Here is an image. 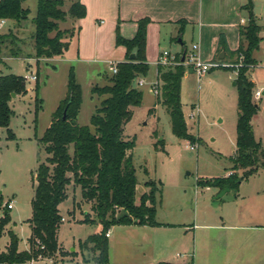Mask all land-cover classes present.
I'll return each mask as SVG.
<instances>
[{
  "label": "rangeland",
  "instance_id": "obj_1",
  "mask_svg": "<svg viewBox=\"0 0 264 264\" xmlns=\"http://www.w3.org/2000/svg\"><path fill=\"white\" fill-rule=\"evenodd\" d=\"M62 1L61 10L67 12L75 0ZM36 5L37 0H26L22 4L24 9L29 10V16L26 22L20 23V32L15 27L18 24L14 21L5 20L6 23L0 28V34L20 33L19 36L25 43L23 54L20 57L7 58L2 55L4 63L0 67L2 73L20 77H35L32 81L25 79L27 90L25 95L10 101L9 107L13 115L8 129L14 134L15 140L7 141L6 130L0 129L2 205L12 202L13 210L9 213L12 220L11 226L13 223L16 224V230L22 238L27 230L26 220L31 217L30 202L34 195V173L38 164L46 158L36 138L43 135L50 125L52 115L66 97L69 69L73 68L75 82L81 89V105L77 123L79 126L90 127V118L95 108L105 98V96L92 94L91 90L94 87L101 88L109 85V78L112 76L109 72V64L118 62L117 47H113L111 52L103 51L98 55L89 51L88 58L95 61L75 62L76 48L73 47V40L76 37L71 38L76 34V24L68 16L64 22H58L57 25L58 30L63 34L62 42L71 43L72 50L70 51L72 52L66 57H73V61L50 62L47 59H40L36 62L32 51V40L29 38L33 27L30 21L35 17ZM245 25H247V20ZM85 29L84 35L89 42L92 38L91 30L87 26ZM116 30L117 26L115 33ZM191 37L190 29L187 28L182 39L187 51L192 45ZM178 39L176 37L169 40V37H166L164 43L161 42V50L166 49L171 55L183 54L182 46L177 43ZM263 47L264 45H261L262 50L256 52L255 56L259 60L257 59L255 62L257 66L249 74L255 81L257 89L264 87ZM154 54L152 52L151 58H148L149 71L146 79L139 77L133 81L134 88L142 92V102L140 107L133 109V117L125 126L123 133L126 140L134 141V148L130 154L137 180L135 205L139 206L140 198L144 196V206L149 207L148 199L154 198L157 220L185 224L190 229L194 223L200 224L204 220L207 222L210 218L217 219L223 211L231 214L248 211L250 194L256 188L264 187L262 171L243 180L237 191L229 189V192L221 199H215L218 195V187H211L209 191L205 190L213 179L223 178L233 166L231 159L235 149L238 111L237 90L233 86L235 76L229 71L235 72L237 76L238 69L243 65L242 56L233 55L227 61H216L220 65L219 68L213 69L201 79H198L190 68H184L185 75L181 82L180 98L187 133L197 141V143L196 141L191 143L177 139L171 132L169 115L160 104L161 84L156 80L157 65L154 59L157 55ZM173 67H175L174 64L163 68ZM36 82H38L37 92L35 91ZM139 82L143 84L139 85ZM153 87L157 90V94H154ZM36 94L42 101V105L35 118L34 97ZM252 101H254L253 98ZM190 114L194 115L192 119ZM190 146L197 148L190 149ZM236 173L240 176L242 171ZM148 181L154 182V186L146 187L145 184ZM76 187L73 184L69 185L67 188L69 197L61 208L67 221L61 223L58 239L59 243H63L68 250L72 248L70 243L76 235L72 228L73 222L68 218L65 210L72 204L71 197ZM233 198H243V201H236ZM260 203L262 211V200ZM72 211L80 213L87 211V217H92L99 223L95 213L91 210L90 203L79 200V203L74 204ZM123 216L132 219L123 210L116 213V217ZM132 222H134L133 219ZM7 242L8 234L5 231L0 238V248L6 246ZM23 245L24 243L20 241L21 248ZM93 247L91 243L81 245V248L89 250ZM54 255L55 253L47 257Z\"/></svg>",
  "mask_w": 264,
  "mask_h": 264
},
{
  "label": "trees",
  "instance_id": "obj_2",
  "mask_svg": "<svg viewBox=\"0 0 264 264\" xmlns=\"http://www.w3.org/2000/svg\"><path fill=\"white\" fill-rule=\"evenodd\" d=\"M25 1L0 0V20L14 21L18 24L15 26L18 32L20 23L26 22L29 16V10L22 7ZM62 7V0H37L35 17L30 21L33 27L29 37L36 62L62 57L69 43L62 42L63 34L58 30L57 23L64 22L67 16L81 20L86 15L85 7L79 1L72 3L67 12L62 11ZM241 10L246 13L247 25L239 28L240 45L235 52V55L242 56L243 65L238 69L235 79L238 114L236 147L231 159L232 173L228 177L213 179L207 187H218L220 191L225 188L237 191L243 180L260 169L264 170V149L255 140L251 126L258 106L252 101L254 85L246 75L256 66L253 53L259 49L262 41L259 37L261 28L253 12V0H247ZM148 24V19L138 21L136 35L131 40L123 39L116 30L115 45L125 48L127 61L116 64L117 73L109 78V85L92 88V94L105 98L95 108L90 118V127L79 126L77 123L81 89L75 82L73 68L69 69L66 97L52 115L50 125L43 135L36 138L46 158L38 164L33 177L31 217L27 220L31 233L27 251H18L17 236L7 230L10 223L9 210L2 208L0 195V238L5 231L9 237L5 251L0 252V264H28L38 257L44 258L58 251L57 233L62 223L58 206L67 199L70 184L80 188L82 201L91 204V210L102 227L99 234L85 242L93 244V250L99 253L100 263L107 262L105 235L112 226L158 225L155 222L154 198L148 199L149 207L144 206V196L140 198V205H135L137 180L130 154L134 141L126 140L123 136L125 126L133 117V109L140 107L142 102V92L134 88L133 81L139 77L145 78L149 71L145 58ZM18 32L0 34V67L4 64L2 55L18 58L23 54L25 43ZM220 45H223L222 42ZM130 55H134V60L128 59ZM184 75V67L180 65L170 69L157 66V81L161 84L160 104L169 115L171 132L179 140L195 143L196 140L187 133L181 105V82ZM37 89L38 82L36 92ZM26 93L24 77L4 75L0 70V129L6 130L7 141L15 140L14 134L8 129L13 115L9 102L12 95L18 97ZM41 105L42 101L36 94L35 118ZM238 171H242L240 176L236 173ZM145 185L151 188L154 182L148 181ZM120 210L129 214L134 222L124 216L116 217ZM85 222L91 221L88 219Z\"/></svg>",
  "mask_w": 264,
  "mask_h": 264
},
{
  "label": "crops",
  "instance_id": "obj_3",
  "mask_svg": "<svg viewBox=\"0 0 264 264\" xmlns=\"http://www.w3.org/2000/svg\"><path fill=\"white\" fill-rule=\"evenodd\" d=\"M76 1L85 7L86 18L74 20L77 31L71 39L76 37L73 40V47L76 48L75 62L95 61L88 58L89 51L98 55L103 51L111 52L113 47H117L116 26L123 39H133L137 32V22L142 19L149 20L145 44L147 64L153 52L157 55L154 59L157 65L158 56L166 51V49L161 50V42L164 43L166 37H169V40L178 37L177 43L185 52L182 39L187 28L191 32L192 44L199 46V57L203 62L227 61L235 55L240 45L239 28L244 26L246 21V13L241 8L247 0H75L74 2ZM253 12L257 25L261 28L259 37L262 41L256 51L258 52L262 50L261 45H264V0H253ZM86 26L92 34L89 42L84 35ZM117 48L116 64L126 62L125 48L122 46ZM70 50H72L71 43L62 57L48 60L73 61V57H66L72 52ZM256 52L253 53L255 61L258 59L255 56ZM252 69L246 75L254 85L253 91H256L258 90L256 83L249 76ZM229 72L236 79L235 72ZM253 103L258 106V111L251 120V126L255 140L260 142L264 149V96L254 100ZM235 144L236 140L234 146ZM259 171L264 174L263 170ZM259 171L256 174H259ZM229 173L232 171L227 172L224 177ZM73 191L72 204L65 210L68 218L73 222L72 228L76 235L70 243L72 248L68 250L63 243H59V227L57 233L59 249L55 255L50 258H40L29 264H264V187L256 188L250 194L248 211H238L235 214L223 211L217 219L210 218L207 222L204 220L200 224L194 223L192 229L176 222H160L156 216L157 226L134 224L112 226L107 231L109 236H105L108 247L107 262L104 263L98 262L99 253L93 248L90 250L81 248L91 236L99 234L102 227L92 217H87V211L82 213L72 211L74 204L82 200L80 188L76 187ZM219 192L220 190L217 194ZM239 198L233 199L243 201V198ZM260 200L263 203L262 211ZM63 204L64 202L58 206V210L62 222H65L67 218L61 209ZM88 219L91 222L86 223L85 220ZM11 223L10 218L7 230H11L17 236L18 251H27L31 233L29 225L26 223V232L22 230L24 232L22 238L16 230V224L13 223L11 226ZM20 241L24 243L22 248ZM6 246L0 248V252H4Z\"/></svg>",
  "mask_w": 264,
  "mask_h": 264
},
{
  "label": "built area",
  "instance_id": "obj_4",
  "mask_svg": "<svg viewBox=\"0 0 264 264\" xmlns=\"http://www.w3.org/2000/svg\"><path fill=\"white\" fill-rule=\"evenodd\" d=\"M5 23H6L5 20H0V28H2ZM178 56L179 55H171L169 52L163 51L158 56L157 66L164 67L167 65L174 64L175 66L180 65L184 68H190L193 71V73L196 74L198 79H201V77L208 74L213 69L219 68V66H220L218 63L203 62L199 57V46H198V44H192L188 51L186 50L182 55H180L179 57ZM182 58H183V61H181ZM109 72L112 75H115L117 73V67L115 64H111V63L109 64ZM24 79L32 81V80H35V77L24 76ZM142 84H143V82H139V85H142ZM154 94H157L156 89L154 90ZM263 96H264V87H262L256 91H253V97L252 98L254 100H259ZM189 116L192 119L194 115L190 114ZM195 148H197V147L190 146V149H195ZM230 175H231V173H230ZM2 208L6 209V210H11L13 208L12 202H9L5 205H2ZM62 221H63V219H62ZM105 236L108 237L109 233L107 232Z\"/></svg>",
  "mask_w": 264,
  "mask_h": 264
},
{
  "label": "water",
  "instance_id": "obj_5",
  "mask_svg": "<svg viewBox=\"0 0 264 264\" xmlns=\"http://www.w3.org/2000/svg\"><path fill=\"white\" fill-rule=\"evenodd\" d=\"M222 56L223 55H221V58H222ZM129 60L131 61V60H134V55H130L129 56ZM181 61H183V58L181 59ZM233 85H235V84H233ZM15 98V96L14 95H12V99H14ZM64 118H65V113L63 114V120H64ZM227 192H229V189H224V190H222L220 193H218V195L215 197V199H221ZM1 194V193H0Z\"/></svg>",
  "mask_w": 264,
  "mask_h": 264
}]
</instances>
